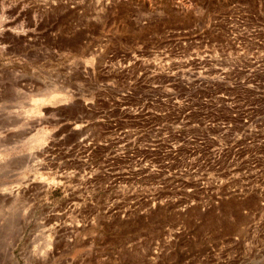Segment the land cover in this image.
<instances>
[{"label": "rangeland", "instance_id": "374dc122", "mask_svg": "<svg viewBox=\"0 0 264 264\" xmlns=\"http://www.w3.org/2000/svg\"><path fill=\"white\" fill-rule=\"evenodd\" d=\"M171 1L0 0V264H264V0Z\"/></svg>", "mask_w": 264, "mask_h": 264}, {"label": "bare ground", "instance_id": "6f19581e", "mask_svg": "<svg viewBox=\"0 0 264 264\" xmlns=\"http://www.w3.org/2000/svg\"><path fill=\"white\" fill-rule=\"evenodd\" d=\"M39 1H40V0H39ZM44 1H45V3H49V4H50V3H53V5H54V4H56V3H57V4H60L62 0H55V1H54V0H44ZM129 1H138V0H129ZM75 2H77V1H75ZM101 2H103V1H101ZM101 2H100V3H101ZM172 2H175V1L172 0L171 3H172ZM186 2H187V1H186ZM186 2H184V1H182V0H181V2H179V3H180V7H181V9H182L183 11H187V10L189 11V9L193 7L192 4H188L189 2H188V3H186ZM34 3H35V2H34ZM67 3H68V2H67ZM73 3H74V2H73ZM105 3H106V2H105ZM26 4H27V3H26ZM37 4H39V3H37ZM69 4H70V3H69ZM97 4H99V3L97 2ZM2 6H3V5H2ZM39 6H40V4H39ZM47 6H48V4H47ZM0 25H1V24H0Z\"/></svg>", "mask_w": 264, "mask_h": 264}]
</instances>
